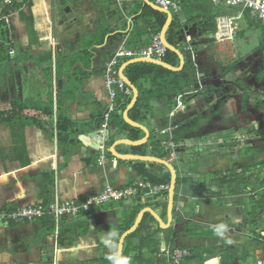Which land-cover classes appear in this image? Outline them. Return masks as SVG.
Returning <instances> with one entry per match:
<instances>
[{
	"label": "crops",
	"instance_id": "obj_1",
	"mask_svg": "<svg viewBox=\"0 0 264 264\" xmlns=\"http://www.w3.org/2000/svg\"><path fill=\"white\" fill-rule=\"evenodd\" d=\"M193 1L200 0H184L181 8L173 13L174 20L170 28L175 23L182 27L179 28L177 42L173 45L185 57L184 68L192 64L182 45L188 41L189 36L197 49L198 70L204 75L206 88L203 92L207 95L195 101L196 107L210 104L213 100L207 101L209 96H219L218 103L225 106L220 111L223 114H238L241 111L242 116L236 117L237 122L248 126L250 121L262 119L264 123L263 92L246 100L243 96L232 93L228 87H216L219 90L213 94L207 88L209 83L213 86L215 75L223 79L233 78L237 68L242 66L239 61L243 55H239L235 42L243 33L239 22L243 18L237 21L236 34L220 45L215 41L217 17L236 16L238 10L225 4H211L218 7L214 25L208 27V31L212 30V37L200 39V32L192 33L191 30L195 28L194 25H203L202 17L175 16V13H181V9ZM17 2L18 7L8 17L15 33V55L9 53L0 33V209L17 210L57 199L82 202L101 192L109 183L123 188L145 181L144 171L147 175L152 174L158 178L170 174L168 183L171 185V171L167 166L140 158L122 159L112 152L115 145L116 151L121 155H151L171 162L178 169L181 185L177 186L179 197L171 218L168 214L169 192L156 199L144 190L129 201L107 203L101 207H93L90 212H82L78 217H65L59 223L55 221L54 230L46 223L47 217L32 222H0V264H109L105 259L108 249L101 243L107 229L120 236L122 231L124 233L133 226L139 213L148 208L158 213L164 224L149 210L144 213L145 221L139 235L130 241L126 238L125 241L123 255L131 256L132 264H166L165 256L160 253V249L162 251L165 247L191 249L192 257L187 264H199L207 254L206 248L214 249L217 255L207 258L204 264H257L264 257V208L258 206L264 193V188L261 187L264 174L256 170L250 173L254 175L255 184L259 185L252 192V186H248V189L246 186L245 191L239 194L220 193L219 182L221 177L227 178L225 186L231 191L233 184L237 183L236 180L229 181L232 174L238 175L242 168L250 164H261L260 160L264 158L253 157L263 152L262 140H254L249 147L253 156L247 158L236 152L237 148L243 147L236 139L234 141L237 145L233 146L226 141L228 138L223 141L218 138L216 144L212 143L217 147L215 150L201 151L202 147L199 149L197 145L203 142L189 140V135L195 132L192 130H195L193 125L197 127V122L200 125L201 121L202 125L210 122L205 121L210 112L204 111V117L193 122V117L197 119L196 114L191 111L195 104H187L185 101L184 107L177 108L176 98L179 95L171 94L168 99L151 100V109H143L138 114L139 120H135L132 115L134 107L130 110L131 119L150 131L148 142L144 144L146 146L138 149L137 145L122 143L123 139L137 141L145 137L144 130L138 128L141 131L136 132L127 129L124 125H119L115 117L117 114L124 118V112L134 97L131 88V94L122 95L125 98L121 96L119 108L113 115L108 139V160L103 166L96 162L99 155L96 137L101 129V116L109 102L104 87L107 61L121 48L133 51L148 49L152 36L162 34L168 15L154 9L144 0ZM146 5L159 12L160 16L146 12ZM120 10L122 12L118 13ZM160 17H164L165 23L158 30ZM246 19L251 28L264 26L248 16ZM170 28L167 31L168 41ZM262 52L264 47L256 46L252 53L247 54L251 57L245 63L248 72L244 77H250L264 91V62L260 58ZM134 58L137 57H121L119 70ZM170 59L175 61V65L166 59L162 60L174 67L181 65L178 54L177 57L170 56ZM214 60L217 64L222 61L235 66L224 69L217 66ZM128 67L124 73L130 79ZM184 68L172 71L185 78L188 71L183 72ZM76 71L81 72L82 76L79 82L74 83ZM192 71L196 79V68H192ZM207 73H212L211 79L206 77ZM59 81L63 82L62 86ZM134 85L138 88L140 97L142 92L153 88L152 77L144 78L140 84ZM196 85L197 80L186 92ZM129 97L131 101L126 103ZM169 99H172L173 105L168 103ZM187 106H191L190 109ZM216 108L217 106L212 108L211 115L216 114ZM50 113L54 115V122L51 125L40 124L43 120L39 115ZM245 114L251 117L246 118ZM64 121L70 123L71 127L60 138L58 123L64 124ZM237 122L235 124L234 120L233 125H237ZM170 126L173 129L167 135L159 134L160 129ZM136 133H140L139 139L132 138L131 134ZM164 137H172L178 144L179 162L169 150L160 144L155 145ZM247 176L249 175H243L242 178ZM241 179L237 180L238 183ZM188 199L197 203L198 209L204 208L203 212L207 217L198 218L196 212H191L193 209H183L182 204H186ZM188 207L191 208L190 205ZM104 214L108 215V223H105ZM117 218L120 220L116 221ZM217 219L226 225V238H230L233 243H226L225 239L211 230L221 224L216 223ZM193 224L198 227L193 229ZM200 227L203 234L197 233ZM206 233L211 236L205 237ZM243 237L252 239L249 242L256 243L260 254L255 255L243 249L245 245H240Z\"/></svg>",
	"mask_w": 264,
	"mask_h": 264
},
{
	"label": "built area",
	"instance_id": "obj_2",
	"mask_svg": "<svg viewBox=\"0 0 264 264\" xmlns=\"http://www.w3.org/2000/svg\"><path fill=\"white\" fill-rule=\"evenodd\" d=\"M157 6L171 11L177 12L184 0H152ZM207 3L219 5L225 4L233 8H237L238 14L236 16L221 15L217 17V42L223 45L228 38H232L237 32V21L243 17H249L257 23L264 25V0H203ZM15 0H0V21L4 18L1 14L3 6H13ZM190 36L188 41L182 45L184 50L189 54V60L196 68V80L197 85L194 89L187 91L179 95L177 99V108L185 106V97L194 93H199L205 89V83L203 82L204 75L199 72V62L197 49L191 42ZM9 49L11 55H15V33L13 26L10 22L7 25V37L3 40ZM168 47L163 42L160 33H156L152 36V40L148 49H141L138 51L121 48L117 51L106 64L104 72V87L107 91L109 102L107 103L103 121L101 123V129L98 131L96 137L97 143L99 142V155L96 159L98 165L103 166L108 160V139L111 133L112 119L114 113L118 110L119 97L125 94H131V88L127 85L123 77L120 75V59L125 56L127 58L132 57H154L156 59H164L168 53ZM199 85V88H197ZM171 127V126H170ZM168 127L159 130V134L167 135L173 127ZM206 144H212L211 143ZM205 143H200L197 148H201ZM160 146L169 150L174 157L180 161L177 148L178 144L172 137H164L160 139ZM170 183L154 185L149 181H142L136 183L131 187L119 188L112 184H107L104 189L94 195L89 196L82 202L76 201H60L59 199L49 203H36L28 205L17 210L0 209V222H26L36 221L46 217H53L54 220L59 223L61 219L65 217H78L82 212L90 211L93 207H101L111 202H126L132 199L133 196L142 193L144 190L148 195L153 196L156 199H160L170 190ZM162 254L166 258V264H187L189 258L192 257L191 249L187 247L170 248L165 247L162 249ZM257 264H264V257L258 261Z\"/></svg>",
	"mask_w": 264,
	"mask_h": 264
},
{
	"label": "trees",
	"instance_id": "obj_3",
	"mask_svg": "<svg viewBox=\"0 0 264 264\" xmlns=\"http://www.w3.org/2000/svg\"><path fill=\"white\" fill-rule=\"evenodd\" d=\"M17 3H18L17 0H15V4L13 6H10V7L3 6L2 9H1V14H2V16L4 18L0 21V33L2 35L3 40H5L6 37H7V25H8V22H9L8 17L10 16L11 12L14 11L18 7ZM145 7H146L145 8L146 12H152V13H155L156 15L158 14L160 16V13L157 12V11H154L151 7H149L147 5ZM160 18H161V20L159 22L160 25H158V30H160L161 26H163L164 23H165L164 17L163 18L160 17ZM179 28H182L181 25H179L178 23H175V25H173L170 28V30H169V32H170L169 41L172 44H176V42H177V38H178V34L177 33H179ZM170 56L177 57V54L175 52H173V51L168 50L167 56H166V58H164V59H166V61H168V62L170 61L171 64L175 65V61L171 60ZM192 66H193L192 64H188V65L185 66L183 72L184 71H188V74L184 78V77L180 76V73L174 72L172 70H169L167 68H164L162 66H159V65H156V64H153V63L139 62V63H135V64L130 65L128 67V75L130 77V80L134 84L138 85V84H140V82L144 78H149V77H152V83H153V88L142 92V94L139 97V100H138L137 104L132 109V115H133L134 119L135 120H139L140 116L138 114H140L143 109H145V110H150L151 109V105H150L151 100H153V99H168L171 94L180 95V94L186 92L188 87H190V86L192 87L193 85H195L196 84V79L194 78V75H193L194 73L192 71V68L194 69V67H192ZM74 74H76V75L74 76L73 82L74 83L79 82V80H80V78L82 76V73L79 72V71H76ZM77 89H78V86L76 87V90ZM125 97L122 96V98H125ZM122 98L120 96L119 100H121ZM130 101H131V98L129 97L126 103H129ZM168 103L172 104L173 103L172 99H169ZM124 106L123 107L121 106V108L123 109ZM44 111H45V108H44ZM115 115L114 116L117 117L116 120H117L119 125H122V126L124 125L125 128L131 129V130L133 129L136 132L141 131L140 129H138L136 127H133L129 123H127L122 116H118L117 114H115ZM103 116H104V112H103V114L101 116V122L100 123H102V121H103ZM39 117H40L41 120H43L40 123L42 125H44V124L51 125L54 122L53 113L42 114V115H39ZM70 127H71V124L67 123L65 121H64V124L62 122L58 123V132H59L60 138H62L64 136L63 132L67 131L68 128H70ZM139 134L140 133H136L135 135L131 134V136L134 139H139V137H140ZM159 144L160 143H156L155 145L159 146ZM145 146L146 145H143V146H139L137 148L138 149H142ZM250 167L251 166H246L244 168V171L239 173L238 175L232 174V176H231L229 181L236 180L237 183L233 184V187H232L231 191L225 186L226 182L228 181L227 178L222 177L220 182H219L220 193L229 192L231 195L232 194L233 195L239 194L242 191H245V187L246 186H247L246 187L247 189H248V186H252V190L250 192L255 190L256 186H259V185L255 184L254 175L253 174L247 176V178H242L243 175H247L248 174L247 172L249 171ZM144 173L146 175L145 181L152 182L154 185L165 184V183H168L170 181V174H167V176H165V177L158 178V177H156V176H154L152 174H150V175L148 174L147 175V172H145V171H144ZM239 179H241L240 183H238ZM179 184L181 185L180 180H178V185ZM261 187L264 188V179L261 182ZM177 191H178V187H177ZM178 197H179V195L177 194L176 195V199H178ZM258 206L260 208H264V193H263V195H262V197H261V199L259 201V205ZM94 208H92V209H94ZM88 212H90V211H88ZM153 219L158 224V221L155 218H153ZM87 221L89 223H91L90 220H87ZM144 221L145 220L142 221L141 225L139 226V228L134 233L130 234L127 237L128 241L133 239L136 235H139V233H140V231H141V229L143 227ZM47 222L51 225L50 228L54 230L55 229V220H54V218L51 217V216L47 217L46 223ZM122 232H121L119 237H121V235L123 234ZM160 253L162 254L161 249H160Z\"/></svg>",
	"mask_w": 264,
	"mask_h": 264
},
{
	"label": "rangeland",
	"instance_id": "obj_4",
	"mask_svg": "<svg viewBox=\"0 0 264 264\" xmlns=\"http://www.w3.org/2000/svg\"><path fill=\"white\" fill-rule=\"evenodd\" d=\"M217 6L211 5V4H207L204 3L203 1H193L191 4H187L185 5L182 9H181V13H175L176 18L179 17V15H181V18H193L196 16L202 17V21H203V25H194L195 28H192L191 32L195 33L196 31L200 32V39H210V37H212V30L208 31V27L209 25H214V16L217 13ZM122 10H120L118 13H121ZM241 23V29L243 30V33L241 34L240 38L235 42V45L237 46V50L239 55L241 56L244 54H248V53H252L253 50H255L256 46H260L261 43L264 42V26H259L258 28L254 27L251 28L249 26V22L247 21L246 17H243L242 20L239 21ZM246 22V23H245ZM256 28V29H255ZM196 29V30H195ZM204 31H206V33H204ZM215 41H218L217 38L215 39ZM201 48L203 47L202 43L200 44ZM214 62L216 63V61L214 60ZM217 66L221 67V68H226V69H231L233 66L235 65H229L225 62H218V64L216 63ZM210 72V71H209ZM208 79L212 78V73H207L206 76ZM208 89L211 90L212 94L215 93L217 89L215 86H212V84L209 83V85H207ZM199 88V85L198 87ZM208 93V92H207ZM207 94L205 92H199V93H194L192 95H187L185 97V101H187V104H195V101L198 99H203V96L205 97ZM257 95V94H256ZM216 100H220L219 96H214ZM214 106H217L216 108V114L211 115V111H212V106L213 104H202L199 105L198 107H196V104L192 106L191 111H193V113L196 114L197 119H195V117H193V119L191 121L195 122L198 120H201L204 117V111L210 112L209 113V118L205 121H210L207 122L205 124L202 125V121H201V125L200 123H196L197 127L195 125H193L195 127V130L193 129L192 131H195L193 134L189 135V140H198L201 141L203 143H205L204 145H202V150L203 152H206L207 149L209 150H215L217 147L214 146L213 144L209 146L208 141H210L209 143H211L213 140H216L218 138H221V140L223 141V139H226L227 136H229L230 138H232V134L234 133L235 130L231 129L232 127H234L233 125V121L235 120V124H236V116L234 113H230L229 115H225L222 112H220L224 107L221 106V103L215 102ZM220 105V106H218ZM188 108L191 106H187ZM190 109V108H189ZM206 119V118H205ZM239 122H237V125ZM236 126V125H235ZM196 137H200L202 139H198ZM234 139H240V135H235ZM263 142V152L259 155L256 154V156L253 157V159H261L264 158V138L262 139ZM214 144H216V142H214ZM240 148V149H239ZM237 148L236 152H238V154H242L244 156V158H247L249 156H253L251 155V151L249 147L243 146V147H239ZM239 149V150H238ZM253 154V153H252ZM202 157H205L202 156ZM201 159V158H198ZM252 159V160H253ZM173 162L174 159H172ZM262 161V168L264 169V160H260ZM259 162L255 163L254 165H260ZM249 166V165H248ZM251 166V165H250ZM260 167H255L252 168V172L253 171H258L260 172L262 169ZM222 178V177H221ZM191 206V208H189L188 206ZM182 206L184 207L183 209H190L192 210L191 212H196V216H199L198 218H202L201 216H206V213L203 212L204 208H200L198 209L197 207V203H194L191 201V199H188L186 204H182ZM210 220V219H209ZM217 222H220L219 219H217ZM223 223V222H220ZM194 225V224H193ZM198 226L194 225L193 229H196ZM211 230L214 231V228H212ZM197 233H202L203 234V229L202 227H200L197 230ZM210 234H205V237L208 236ZM203 236V235H202ZM211 236V235H210ZM243 240L241 241L240 245L243 246L242 248L245 250H249L251 251V253H254L255 255L260 254L259 248H257L256 243H251L249 241H252V239L250 240V238H242ZM253 247V248H251ZM207 250V254L203 257L204 259H202L200 261L199 264H204L205 260L209 257H215L217 255V251H214V249H208ZM257 262V261H256Z\"/></svg>",
	"mask_w": 264,
	"mask_h": 264
},
{
	"label": "water",
	"instance_id": "obj_5",
	"mask_svg": "<svg viewBox=\"0 0 264 264\" xmlns=\"http://www.w3.org/2000/svg\"><path fill=\"white\" fill-rule=\"evenodd\" d=\"M145 3H147L148 5H150L151 7H153L154 9L156 10H159V11H162V12H165L167 15H168V19H167V22L163 28V32L161 34L162 36V39H163V42L166 44V46L168 47V49L172 50V51H175L181 58V65L179 67H174L172 65H170L169 63H167L166 61L164 60H160V59H156V58H153V57H137V58H134L130 61H128L127 63H125L122 67V69L120 70V75L123 77V79L125 80V82L127 83V85L132 88L133 90V93H134V97L131 101V103L129 104V106L127 107V109L125 110L124 112V119L126 120L127 123H129L131 126L133 127H137V128H140L142 130L145 131V137L140 139V140H137V141H132V140H129V139H123L122 140V143H129L131 145H137V146H141V145H144L145 143L148 142V139L150 137V131L147 129L146 126H144L143 124L141 123H138L136 121H134L133 119H131L129 113H130V110L134 107V105L137 103V100H138V97H139V90L138 88L132 83V81L127 77V75L124 73V70L126 67H128L129 65L131 64H134L136 62H141V61H144V62H153L155 64H158V65H161V66H164L168 69H171V70H174V71H180L181 69L184 68V64H185V57L183 55V53L177 49L176 46H174L173 44H171L168 39H167V31L168 29L170 28L173 20H174V14L171 12V11H167L159 6H157L156 4H154V2L152 0H144ZM228 82H231V81H228L227 79H223L221 77H219L218 75H215L214 76V80H213V86L217 87V88H221L222 84H228ZM62 81H59V84L60 86H62ZM238 89L241 88L242 90V87H239L237 86ZM242 116V115H241ZM116 145L114 146V148L112 149V152L122 158V159H135V158H140V159H143V160H146V161H155V162H158V163H161L165 166H167L170 171H171V187H170V190H169V202H168V214H169V217L171 218L172 217V214H173V210L175 208V202H176V195H177V186H178V169L175 165H173L171 162L165 160V159H162V158H159V157H154V156H151V155H121L119 154L116 149H115ZM149 210L153 216L160 222V223H163L164 224V220L162 219V217H160V215L158 213H156L153 209L151 208H148V209H145L143 211H141L135 221V223L133 224L132 227H130L127 231H125L123 233V235L121 236V239H120V250H121V253L123 254L124 253V246H125V241H126V238L134 233L138 228L139 226L141 225L142 221H143V218H144V213ZM104 218H105V223H108V215L107 214H104ZM110 220V219H109ZM120 219H116V221H119ZM111 223V222H110ZM108 228V226H107ZM111 231L109 228L107 229V233ZM195 256V255H194Z\"/></svg>",
	"mask_w": 264,
	"mask_h": 264
},
{
	"label": "flooded vegetation",
	"instance_id": "obj_6",
	"mask_svg": "<svg viewBox=\"0 0 264 264\" xmlns=\"http://www.w3.org/2000/svg\"><path fill=\"white\" fill-rule=\"evenodd\" d=\"M260 47L261 48L264 47V42L260 44L259 48ZM250 57H251V55H247V54L246 55H243V57L241 56V61H239V62L242 63V66H240V67L237 68V70L235 71V75H234L233 78H227V80L228 81H231V82H228V84H223L222 85L223 89H226L228 87V88L231 89L230 91L232 93L235 92L234 93L235 95H241V96H243V99H246V100H249V98L252 95H254V94L255 95L256 94L259 95V94H263L264 93V91L261 89V87L259 86V84H255L253 82V80L250 79V77H247V78L244 77V75L246 76V73L248 72V69L245 66V63L248 62V60H249ZM260 58H262L261 61L264 62V52L261 53ZM260 58H257V60L260 61ZM237 86L242 87V90H241V88L238 89ZM204 90H202L201 92H203ZM210 100H213V101H211L210 104H213L212 108H214V103L217 100L215 99L214 96H211V97L209 96L207 98V101H210ZM232 109H233V112H235L233 107H232ZM240 115H242V112L241 111L238 114H235L236 117H239ZM252 116H254V115H252ZM245 117L246 118H250L251 116L249 114L248 115L245 114ZM254 117L256 118L257 116H254ZM261 120L262 119H260V121L259 120H254L252 122L250 121L249 124H247L248 126L244 125L243 122H240L239 125H236V126H234V127L231 128V129H233L235 131H234V133L231 136L232 138H230L229 136L226 137V138H228L226 141H228L229 143H231L233 146L234 145H237L235 143V141H238V144L239 145L246 146V147H251L255 139L258 140V141H261L264 138V123ZM251 125H254V126L253 127H250ZM235 135L242 136V139H238V140L236 139L235 140L234 139V136ZM215 141H217V140H213V143ZM250 165H251V167H250L249 171L247 172L248 173L247 175H250V173L252 172V168H255V167L262 168V163L260 165H257V166L254 165V163H253V165L252 164H250ZM260 170L264 174V169L262 168ZM243 171H244V168H242L240 170V172H243ZM262 173H260V174H262Z\"/></svg>",
	"mask_w": 264,
	"mask_h": 264
},
{
	"label": "clouds",
	"instance_id": "obj_7",
	"mask_svg": "<svg viewBox=\"0 0 264 264\" xmlns=\"http://www.w3.org/2000/svg\"><path fill=\"white\" fill-rule=\"evenodd\" d=\"M214 231L218 237L225 239L226 243H233L230 238H226L228 229L225 224L221 223L215 226ZM119 240V234L113 231H109L101 238V243L108 249L105 259L109 264H132V257L121 253Z\"/></svg>",
	"mask_w": 264,
	"mask_h": 264
}]
</instances>
